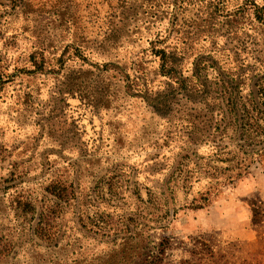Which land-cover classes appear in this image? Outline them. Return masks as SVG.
I'll return each mask as SVG.
<instances>
[{
    "label": "rangeland",
    "instance_id": "rangeland-1",
    "mask_svg": "<svg viewBox=\"0 0 264 264\" xmlns=\"http://www.w3.org/2000/svg\"><path fill=\"white\" fill-rule=\"evenodd\" d=\"M185 1L0 0V264H102L129 234L164 264L205 240L224 257L203 264H264V145L232 124L264 76V0ZM44 204L50 249L23 210Z\"/></svg>",
    "mask_w": 264,
    "mask_h": 264
},
{
    "label": "trees",
    "instance_id": "trees-1",
    "mask_svg": "<svg viewBox=\"0 0 264 264\" xmlns=\"http://www.w3.org/2000/svg\"><path fill=\"white\" fill-rule=\"evenodd\" d=\"M122 10L123 13L129 9L127 6L130 2L123 1ZM185 3L186 1L183 0ZM172 4V2H169ZM145 2H141L138 7L143 8ZM168 4V3H167ZM183 5V4H181ZM133 6V5H131ZM172 6V5H171ZM174 6V4H173ZM147 7L150 9V5L147 4ZM183 6H178V11L182 9ZM140 8V9H141ZM134 9V8H132ZM136 10V9H134ZM133 10V11H134ZM122 13V15H123ZM158 13V10L156 11ZM123 16H120V21H123ZM177 19H175V27L179 24L177 23ZM109 31L111 34L118 32L117 26H109ZM158 36H161L158 34ZM161 41H157L153 43V47L156 51L155 55L159 56L163 64L169 63V61L173 58L168 57V53L166 48L157 49L158 45H161ZM154 51V50H153ZM235 86H231V89L235 90ZM239 87V85L237 86ZM237 89V88H236ZM235 93V92H234ZM241 97V98H239ZM239 99L236 102L237 105V113L234 111L233 113V125L238 128L240 131V139L243 140L247 145L260 147L264 145V76L258 79L248 91L245 96L239 95V93H235V99ZM244 99V101H242ZM223 103V100H221ZM240 101V102H239ZM219 107L221 108V104L219 103ZM235 109V108H234ZM264 153V146L262 147ZM50 194L52 199L62 200L61 189L49 187L46 189ZM28 205V204H27ZM42 210L39 211L37 208L32 206H23V210L27 213L32 211L37 213L35 223L30 227L29 235L31 241L39 249H50L52 247L51 243L55 240L56 228H54L53 224L56 221V209L50 204H44ZM29 208V209H28ZM259 211H256L254 219L257 223H260L262 220L260 219ZM157 222V220H156ZM98 231H102V226H97ZM117 234V233H116ZM120 235V232H118ZM118 237V236H116ZM118 240L114 241L115 249L108 254L107 257L102 256V264H164L167 256L166 247L161 244L159 246L158 251H154L149 249L148 245L142 244L136 235L129 234L125 237L120 238V242L117 244ZM202 248L192 250L191 256L192 261L187 262L194 264H203L204 259L206 260L209 255L212 257L211 260L220 261L224 257V254L221 251H215L214 245L211 240L200 241ZM16 248H13L12 243L4 242L0 238V260H7L9 258H15L17 255ZM42 254L36 252L34 250L33 261L30 264H39L38 260H41L39 257ZM204 258V259H203Z\"/></svg>",
    "mask_w": 264,
    "mask_h": 264
}]
</instances>
